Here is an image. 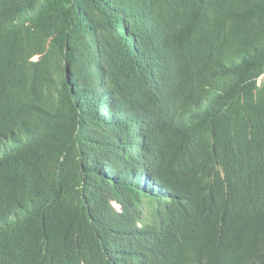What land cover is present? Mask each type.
I'll return each mask as SVG.
<instances>
[{
	"label": "trees",
	"instance_id": "obj_1",
	"mask_svg": "<svg viewBox=\"0 0 264 264\" xmlns=\"http://www.w3.org/2000/svg\"><path fill=\"white\" fill-rule=\"evenodd\" d=\"M0 264H264V0H0Z\"/></svg>",
	"mask_w": 264,
	"mask_h": 264
}]
</instances>
